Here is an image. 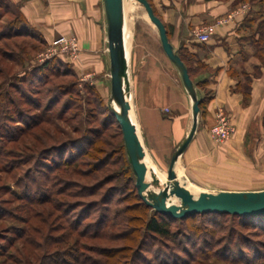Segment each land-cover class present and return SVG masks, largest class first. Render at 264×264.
<instances>
[{
    "label": "rangeland",
    "instance_id": "rangeland-1",
    "mask_svg": "<svg viewBox=\"0 0 264 264\" xmlns=\"http://www.w3.org/2000/svg\"><path fill=\"white\" fill-rule=\"evenodd\" d=\"M246 1L253 31L264 17V2ZM33 2L0 0V91L16 102L12 106L0 96V109L7 108L0 113V264H47L54 258L55 264H264V217L196 213L170 219L165 236L147 230L155 210L137 196L122 132L109 108L108 51L104 72L86 78L88 68L78 63V35H49L46 20L24 13ZM98 6L104 14L101 0ZM124 23L133 91L151 75L150 82L178 94L179 73L136 0H123ZM63 37L75 39L73 56L59 51ZM130 101L147 167L166 181L172 156L163 159L147 148ZM262 126L264 131V119ZM263 131L251 129L253 141L242 148L210 152L199 181L184 179L177 159L179 187L194 195L263 190ZM52 145L59 146L40 152Z\"/></svg>",
    "mask_w": 264,
    "mask_h": 264
},
{
    "label": "crops",
    "instance_id": "crops-1",
    "mask_svg": "<svg viewBox=\"0 0 264 264\" xmlns=\"http://www.w3.org/2000/svg\"><path fill=\"white\" fill-rule=\"evenodd\" d=\"M150 4L154 12L158 11L156 15L165 25L173 49H179L186 56L192 70V81L198 84L194 85L198 96H206L197 116L195 133L178 157L182 177L188 181H199L205 167L204 158L210 152L212 156L220 147L226 146L230 150L242 148L253 141L247 134L251 129L263 131L264 59L255 53L252 41L257 40L258 34L250 33L253 22L250 26L245 24V19L253 17L252 6L246 0H152ZM23 10L30 16L28 18L46 20L49 35L54 30H69L78 35V63L79 68H88L86 78L104 72L107 62L106 26L98 0H35L30 6L24 5ZM228 14H232L230 20L218 23ZM57 20L65 21L66 25L59 24ZM206 27L210 29V36L201 42L193 31ZM107 69L109 71V64ZM152 80L155 79L151 75L145 77L148 84L144 83L134 91L130 85L129 96L147 148L153 155L164 159L172 156L174 148L191 127L192 101L184 86L176 94L172 90L170 92L165 84L158 85L159 82L152 83ZM247 83L248 95L245 96ZM163 108L168 109L167 113H162ZM220 111L228 116L234 128L223 143L215 142L209 132ZM259 141L264 153V131ZM144 151L148 164L145 148Z\"/></svg>",
    "mask_w": 264,
    "mask_h": 264
},
{
    "label": "water",
    "instance_id": "water-1",
    "mask_svg": "<svg viewBox=\"0 0 264 264\" xmlns=\"http://www.w3.org/2000/svg\"><path fill=\"white\" fill-rule=\"evenodd\" d=\"M105 16L107 51L109 57L110 105L109 108L118 122L127 160L135 176V188L138 196L153 210L169 217L182 218L196 213H220L234 215H264V189L259 191H219L217 193L200 192L194 195L179 190V181L175 177L173 165L179 155L191 141L197 126L200 110V97L191 80L188 69L171 45L165 25L154 13L148 0H136L155 27L161 48L179 73L181 82L191 98L192 124L184 139L172 154L168 165L166 181L160 182L154 173L146 177L147 167L142 161L144 147L131 122L127 106L130 84L127 75V59L123 44V0H101ZM150 171V168H148ZM173 195L179 204L168 203Z\"/></svg>",
    "mask_w": 264,
    "mask_h": 264
},
{
    "label": "trees",
    "instance_id": "trees-1",
    "mask_svg": "<svg viewBox=\"0 0 264 264\" xmlns=\"http://www.w3.org/2000/svg\"><path fill=\"white\" fill-rule=\"evenodd\" d=\"M239 1H244V0H239ZM258 1L261 4H263V2H264V0H258ZM20 20H22V17L20 18ZM252 22H253V17L248 18V19H245V24H247L249 26H250V23H252ZM20 24L21 25L24 24L23 20H22V22L20 21ZM16 26H18V25H16ZM16 26H14V27H16ZM254 32L258 34L257 40L256 41H252V42H254V46L256 47L255 53L258 55L259 58H263L264 59V17H262L261 20L258 22L257 27L253 31H250V33H254ZM177 54L179 55V57L184 62L185 66L187 67L189 76H190V78L192 80V75H191L192 74V70L188 66V64L186 62V58L184 57V55L182 56V54H180V52H178ZM47 64L48 63H45V65H43L42 67L47 66ZM193 83H194L195 86H198V84L196 82L193 81ZM248 87H249V83L245 84V89H244V95L245 96L248 95ZM0 93H1L0 96L2 97V99L4 100V102H6L8 104H11L12 106H14L16 104V102H14V99H12L11 97H9V92L6 89L0 91ZM205 100H206V96L203 97V98L200 97V104H199L200 109L202 107L201 105H203V103H204ZM6 110H7V108H5V106L3 107V105H1L0 113L2 115H5ZM38 120H40V119H38ZM54 146L57 147L59 145H52V146H50V147H48L46 149L45 148L44 149H41L40 152H42V151L46 152V150H56V149H54L55 148ZM125 161L128 164V160L125 159ZM129 166H130V164H129ZM130 168H131V166H130ZM137 196H138V194H137ZM139 199H141V198L139 197ZM144 205L148 206L146 203ZM148 207H150V206H148ZM199 214H208V213H199ZM214 214L223 215V214H220V213H214ZM230 215H234V214H230ZM189 216H191V215H187V216L182 217V218H174V217H169V216H166L164 214H161V213H158V212L154 211L153 216L150 218V220L146 224V228H147V230H149L150 232H152L154 234H159V235H164L165 236L167 234L168 224H169V220L170 219H183V218H186V217H189ZM234 216H238V217H251V218L252 217H259V218L260 217H264L263 214H261V215L260 214H258V215H249V216H244V215H234ZM56 256H58V255L56 254ZM55 263H57L56 262V258H54L52 260V262H49L47 264H55ZM58 264H60V263H58Z\"/></svg>",
    "mask_w": 264,
    "mask_h": 264
},
{
    "label": "built area",
    "instance_id": "built-area-1",
    "mask_svg": "<svg viewBox=\"0 0 264 264\" xmlns=\"http://www.w3.org/2000/svg\"><path fill=\"white\" fill-rule=\"evenodd\" d=\"M246 5H243V8H245ZM232 17V14L226 15L224 18L219 19L218 23H224L228 20H230ZM194 36L201 42L207 41L210 36V29L206 28H198L194 29L193 31ZM70 51L71 56L75 54L76 50V42L74 38H68L63 37L60 40V47L59 51ZM233 125L231 124L228 116H226L222 111L218 113L216 122L210 127V135L212 139L217 143H223L225 142L233 133Z\"/></svg>",
    "mask_w": 264,
    "mask_h": 264
},
{
    "label": "bare ground",
    "instance_id": "bare-ground-1",
    "mask_svg": "<svg viewBox=\"0 0 264 264\" xmlns=\"http://www.w3.org/2000/svg\"><path fill=\"white\" fill-rule=\"evenodd\" d=\"M123 44H124L125 52L127 53V52H128V48H129V34H128L127 26L125 25V23H124V25H123ZM129 99H130V96H129ZM129 99L127 100L128 111H129V108H130V106H131V101H130ZM129 112H130V111H129ZM129 117H131L130 114H129ZM130 120H131V122L133 123V121H132L131 118H130ZM133 124H134V123H133ZM134 126H135V124H134ZM136 132H137V130H136ZM137 135H138V132H137ZM138 137H139V135H138ZM142 161L145 163V165H146V167H147V162H146V157H145V156L143 157ZM148 168H149V167H147V171H146V175H147V176H149V175H150V172H151V171L148 170ZM160 177H161V176H160ZM161 181H164V180L162 179V177H161ZM178 187H179V186H178ZM179 190L183 191L182 188H180V187H179ZM185 192H189V191H188V190H187V191L185 190ZM168 203L179 204V200L177 199V197H175V196H173V195H170V196L167 198V204H168Z\"/></svg>",
    "mask_w": 264,
    "mask_h": 264
}]
</instances>
